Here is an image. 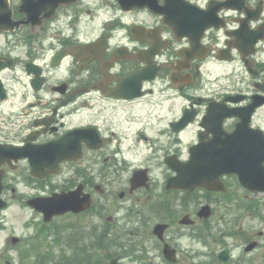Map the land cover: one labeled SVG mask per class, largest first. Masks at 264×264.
I'll list each match as a JSON object with an SVG mask.
<instances>
[{
  "label": "flooded vegetation",
  "instance_id": "1",
  "mask_svg": "<svg viewBox=\"0 0 264 264\" xmlns=\"http://www.w3.org/2000/svg\"><path fill=\"white\" fill-rule=\"evenodd\" d=\"M188 1V36L162 15L128 12L115 0L62 5L40 33L31 24L0 33V59L13 58V67L0 71L6 88L0 96V148L12 150L0 153L1 195L38 217L44 241L47 222L27 201L79 190L90 208L58 217L90 215L103 235L91 239L100 241L120 230L121 212L133 213L146 233L135 249L150 257L148 264H183L177 240L210 223L199 216L202 206L210 204L215 215L224 201L259 194L243 187L237 174L222 175L221 190L198 187L187 194L166 186L174 160L193 157L194 164L205 165V144L215 133L234 132L245 117L251 128L264 131V104L255 106L264 103V0L229 6L225 0ZM11 6L14 19L25 16L17 2ZM100 14L108 16L100 21ZM60 52L66 58L57 66ZM28 62L37 77L26 73ZM187 110L195 120L180 130ZM214 115L218 128L209 131L203 121L209 116L210 125ZM239 133L236 145L253 148L254 131ZM47 165L59 166L52 171ZM157 223L167 224L164 232L159 228L164 240L152 232ZM16 237L14 245L23 240ZM166 243L175 249V261L166 257ZM44 245L35 244L29 261Z\"/></svg>",
  "mask_w": 264,
  "mask_h": 264
},
{
  "label": "rangeland",
  "instance_id": "2",
  "mask_svg": "<svg viewBox=\"0 0 264 264\" xmlns=\"http://www.w3.org/2000/svg\"><path fill=\"white\" fill-rule=\"evenodd\" d=\"M106 0H84L85 3H96V2H105ZM94 12V11H93ZM107 17L103 15L100 17V21ZM71 17H69L68 20H70ZM84 24L87 22L86 16L83 18ZM162 170L158 169L157 174L160 176V172ZM255 199H261L259 202V207H264V198L263 196L255 197ZM254 199H246L242 203V209H243V216L239 217V213H241L242 209L232 212L231 215L228 216L227 222L225 220L219 221V218H212V225L215 229L214 231L218 230L219 228H224L222 233H214L211 235H203L201 239L199 237L188 235V236H179L178 238V245L181 248V257L184 258V260L180 261V263L186 264H219L216 260V255L218 254V251L226 245V241H229L231 243V252H232V259L229 264H264V239L260 240L262 243L259 245V247L251 254H248L244 251V246L241 245V241H243L245 238L249 237L253 233H257L259 230H264V208L261 207V210L259 212L257 202L253 201ZM252 203V204H251ZM250 206L251 210L248 209ZM153 208H149L148 211L155 215V211H152ZM152 211V212H151ZM219 215V214H218ZM217 215V216H218ZM88 215L86 218H70L67 217H60L57 218V224H64L67 222H72V225H78L83 230L87 231L90 230L95 220L89 217ZM0 217H3L5 227L2 229L0 233V251L2 253V257H0V261L2 264L5 262L3 256H11L12 259L14 258L16 261H19V259L16 257L17 251H15L12 248L11 244L6 245L7 243V237L11 233H17L18 235H26L30 236L33 235L37 229L38 226V217H35L33 213H31L26 207L20 206L18 204H14L10 208L4 210L2 212V215ZM120 218H123V223L126 222V220H129L133 222L131 219L130 214H126L124 212H121V214L118 216ZM75 221H82L84 225H81L80 223H74ZM32 222V224H30ZM95 224V223H94ZM138 222L135 223H129L128 228L130 226H136L137 227ZM81 230V231H83ZM142 231V230H141ZM70 232V233H69ZM84 232V231H83ZM63 234H69L70 236L66 237V243L68 244L70 242L69 238L75 240V233L72 232L69 229H63ZM52 234H55L54 231H52ZM234 234V236H233ZM226 237V238H225ZM82 245H78L74 243H69V246L66 245L63 254L67 257L71 256V260L75 261L74 264H85V261L91 260L95 261L94 253L96 251V248L88 247L84 242L81 243ZM22 246V245H21ZM60 248H63L62 245L59 246ZM21 248V247H20ZM70 250V252H67ZM71 250L73 251V254L71 253ZM51 252L53 253L52 257L55 258L54 252L57 250L54 248V246H51ZM151 251L152 255L155 253V251ZM120 260L119 264H148L150 263V257L148 258H141L137 253L134 252H127L124 254ZM154 257V256H153ZM29 262V260H28ZM30 263V262H29ZM158 264H164L160 261L157 262ZM47 264H53L52 261H47Z\"/></svg>",
  "mask_w": 264,
  "mask_h": 264
},
{
  "label": "water",
  "instance_id": "3",
  "mask_svg": "<svg viewBox=\"0 0 264 264\" xmlns=\"http://www.w3.org/2000/svg\"><path fill=\"white\" fill-rule=\"evenodd\" d=\"M23 6L21 10H26V4L30 3V10L33 14V20L34 22H38L41 20V12L44 10L43 1L45 0H22ZM73 0H47V17L52 16L56 8L61 4L65 2H70ZM119 2L122 4L123 8L125 9H131L134 6L137 7H149L151 10L157 13L166 12L168 9L167 5H161L159 4V0H119ZM168 2H173L170 0H166V4ZM5 0H0V18H5ZM172 8V7H171ZM28 11V10H27ZM6 27V25H3L0 21V30L2 28ZM211 154L212 159V165H208L211 170H216L217 168L219 172H222L224 170L226 171H234L237 170V164H235L233 161H243L241 158V155L244 153L239 151L236 147H229L227 149L217 148L215 151L211 150L208 155ZM245 155V154H244ZM264 159V148L260 152V161ZM244 160H246V155L244 156ZM215 161V162H214ZM251 162V161H250ZM176 169L179 171L178 175L174 178L170 179V184L177 187H183V188H190L193 187V185H197L198 183L194 181V184H192V171L195 170L198 166L197 165H190L188 163H184L181 165H175ZM255 166V165H254ZM247 165L244 167L246 168ZM252 168L253 165H250ZM257 170L258 168L255 167ZM256 177V174L254 175ZM245 182V181H244ZM249 183H246L251 186L253 189L257 190H264V176L258 173L256 179H251L247 181ZM196 183V184H195ZM70 195L62 194V195H55L53 197L47 198V220H49L55 213L64 211L65 205L68 204L69 208H72L75 211L80 210L82 207L73 205L72 203L74 201L70 200ZM4 202H0V208L4 205ZM60 204H64L62 207H60ZM70 204V205H69ZM40 208H42V203H39ZM206 216L209 214L208 207L204 208L203 212ZM254 246V243H252L248 248H251ZM170 256V255H169ZM220 258L224 261H227L229 259V249H225L220 253ZM115 263V261H113ZM7 264H12L11 262H7Z\"/></svg>",
  "mask_w": 264,
  "mask_h": 264
},
{
  "label": "trees",
  "instance_id": "4",
  "mask_svg": "<svg viewBox=\"0 0 264 264\" xmlns=\"http://www.w3.org/2000/svg\"><path fill=\"white\" fill-rule=\"evenodd\" d=\"M101 240H102V239H101ZM113 240H114V241H111V242H109V243L106 242V245H105L104 247H102V248L106 250L107 247H110L108 252H109V253L113 252V248H114V246L116 245L114 242L117 243V242H118V238L113 237ZM68 261H69V263L71 264L72 260H71L70 257H68ZM95 263H96V264H107L106 261H103V257H102V256L99 257L98 260H96Z\"/></svg>",
  "mask_w": 264,
  "mask_h": 264
}]
</instances>
